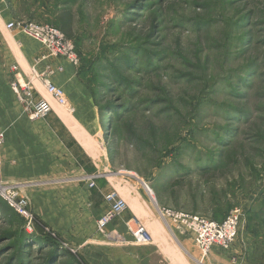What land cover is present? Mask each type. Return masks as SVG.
I'll use <instances>...</instances> for the list:
<instances>
[{"label":"rangeland","instance_id":"1","mask_svg":"<svg viewBox=\"0 0 264 264\" xmlns=\"http://www.w3.org/2000/svg\"><path fill=\"white\" fill-rule=\"evenodd\" d=\"M10 1L13 22L51 25L79 52L81 66L73 70L96 117L76 121L74 107L71 113L51 99V117H60L83 146L72 149L79 164L97 180L104 175L137 185L161 210L224 221L242 209L241 264H264V0ZM5 91L0 130L6 137L16 128L5 125L21 117V108ZM5 103L12 107L3 109ZM74 123L84 133L82 142ZM118 189L125 199L133 191ZM37 192L33 199L26 194L38 223L35 234L0 204V264H86L82 255L70 256L42 238L49 226L42 216L56 209L52 231L79 245L67 234L86 231L80 205L47 202L52 193L74 194L72 187ZM112 226L108 232L132 241L125 225ZM96 230L103 245L122 244ZM201 258L200 252L197 264Z\"/></svg>","mask_w":264,"mask_h":264},{"label":"crops","instance_id":"2","mask_svg":"<svg viewBox=\"0 0 264 264\" xmlns=\"http://www.w3.org/2000/svg\"><path fill=\"white\" fill-rule=\"evenodd\" d=\"M8 5L13 8L15 4L10 0H0V90L3 89L11 93L9 88L10 68L19 64L22 79H29L31 70L35 66L34 59L44 55L45 49L23 33L17 30L9 31L6 28L14 21L10 16ZM23 64L30 68L29 73L24 70ZM49 65L54 68L64 67L63 74H55L51 79L68 95L71 105L78 113L76 121L84 123L88 119H94L97 113L96 108L93 107L92 100L86 98V90L80 86L74 68L68 63L50 59L37 66V70L43 72ZM41 92L43 93V91ZM43 95L45 94L43 93ZM8 107L12 106L7 103L2 106L5 110ZM85 111H88L91 117H85L83 114ZM20 115L21 117L11 119L5 125L16 129L6 131L5 145L1 153L3 180L19 185L23 192L32 199L38 195L37 190L44 187H48L52 191L72 187L74 194L69 196L64 194V197L52 193L47 202L52 203L66 199L79 204L85 212L83 216L86 215L85 221L87 220L86 222L89 223L86 231L77 230L80 233L73 234L74 238L72 233L71 235L67 234V238L74 240L79 245L62 241L76 248L86 264H197L196 258L200 257V250L196 249L193 240L184 236L180 238L177 234L176 236L172 235L167 222L159 215L160 206H156L150 198L141 193L137 185H131L127 181H116L103 175L100 180H96V189L87 188L86 181L84 182L83 179L92 174L86 170L85 165L79 164L72 153L73 147L78 145L82 148L83 146L60 117L52 116L46 120L31 121L22 112ZM53 124H59L66 128L72 140H69L70 136L66 138ZM85 154L89 157L86 152ZM90 158L93 160L91 165L96 166L97 159ZM122 185L133 188L131 194L126 199L124 197L129 204V210L124 218L129 219L136 216L143 221L154 239L151 246H136L128 240L119 247L105 246L100 240L101 237L97 235V220L106 209L104 194L113 190L120 192L118 188H122ZM64 209L62 207L60 210ZM54 212L56 209H50L46 212L47 214L42 216V220L50 227L45 226L50 230L54 227L57 228L58 225L55 222V214L52 215ZM123 226L124 221H120L118 225L113 224L112 228ZM234 245L230 252L214 247L208 257L202 260L203 263L241 264L243 244L240 243V235Z\"/></svg>","mask_w":264,"mask_h":264},{"label":"built area","instance_id":"3","mask_svg":"<svg viewBox=\"0 0 264 264\" xmlns=\"http://www.w3.org/2000/svg\"><path fill=\"white\" fill-rule=\"evenodd\" d=\"M6 28L14 32L17 30L32 40L38 41L46 51L44 55L35 58V66L31 70L29 79H22L19 64L10 68V91L16 98L22 114L31 121L48 119L54 113L51 99L66 111L71 110L70 112L74 113L75 110L72 108L73 106L67 95L51 79L55 74H63L65 72L64 67L54 68L49 65L43 72L37 70V66L46 63L50 59L68 63L74 69H78L81 66V57L74 43L65 33L51 25H41L34 22H12ZM4 143L5 132L0 130V199L24 221L27 231L35 234L38 223L31 207V200L19 185L4 182L1 175V153ZM96 180L97 177L94 175L86 176L83 179L89 189H96ZM104 203L106 209L97 220L100 234H104V237H107L110 242L120 241L125 243L127 239L124 236L115 230L107 231L109 226L118 221H124L134 245L151 246L153 244V236L142 220L136 216L129 219L124 218L129 210V204L118 190L104 194ZM159 215L167 222L173 235L175 232L179 235H186L193 240L196 249L201 252V261L208 257L214 247L230 251L236 243L240 235L239 231L245 222L244 212L240 208L230 211L227 218L222 222L170 209H159ZM43 236L58 241L60 248L69 254L78 255L76 248L60 240L57 233L49 228L45 229Z\"/></svg>","mask_w":264,"mask_h":264},{"label":"trees","instance_id":"4","mask_svg":"<svg viewBox=\"0 0 264 264\" xmlns=\"http://www.w3.org/2000/svg\"><path fill=\"white\" fill-rule=\"evenodd\" d=\"M0 204H2L3 206H5V208H8L9 210H11V211H13L14 212V210L12 209V208H10L7 204H5L1 199H0ZM3 211H4V209L3 208H1L0 207V212H2L3 213ZM16 214V213H15ZM17 215V214H16ZM18 216V215H17ZM19 217V216H18ZM20 218V217H19ZM23 221V220H22ZM24 222V221H23ZM218 222H222V221H218ZM43 239H45V240H47V244L49 245V244H52V246H59L60 247V245H59V243H58V241H54L53 239H50L49 237H47V236H43L42 237ZM28 247V246H27ZM64 251V250H63ZM67 252V251H66ZM67 254H69L68 252H67ZM70 256H74V255H72V254H70Z\"/></svg>","mask_w":264,"mask_h":264},{"label":"bare ground","instance_id":"5","mask_svg":"<svg viewBox=\"0 0 264 264\" xmlns=\"http://www.w3.org/2000/svg\"><path fill=\"white\" fill-rule=\"evenodd\" d=\"M68 123H71L70 121H73L74 122V119L73 120H70V118L68 119ZM71 126H72V124H71ZM75 130H76V135H77V137H78V139L80 140L81 139V142L83 141L82 140V135L84 134H82V129L77 125V124H75L74 123V127H73ZM84 138H85V136H84ZM200 264H201V261L199 262Z\"/></svg>","mask_w":264,"mask_h":264}]
</instances>
